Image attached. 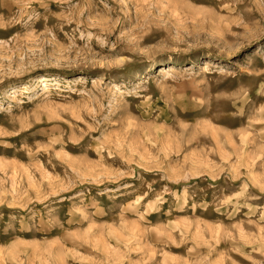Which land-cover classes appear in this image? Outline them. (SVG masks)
<instances>
[{
	"label": "rangeland",
	"instance_id": "374dc122",
	"mask_svg": "<svg viewBox=\"0 0 264 264\" xmlns=\"http://www.w3.org/2000/svg\"><path fill=\"white\" fill-rule=\"evenodd\" d=\"M0 264H264V0H0Z\"/></svg>",
	"mask_w": 264,
	"mask_h": 264
},
{
	"label": "bare ground",
	"instance_id": "6f19581e",
	"mask_svg": "<svg viewBox=\"0 0 264 264\" xmlns=\"http://www.w3.org/2000/svg\"><path fill=\"white\" fill-rule=\"evenodd\" d=\"M207 63H209L208 61H207ZM210 64V63H209ZM208 64V65H209ZM163 68V67H162ZM170 68V67H169ZM169 68H164V69H162L160 72L162 73V74H165V72L167 71V69H169ZM169 71V70H168ZM45 80V79H44ZM46 80H47V78H46Z\"/></svg>",
	"mask_w": 264,
	"mask_h": 264
}]
</instances>
